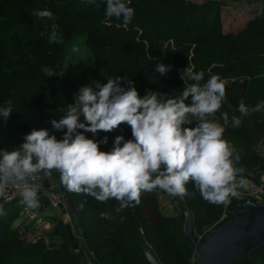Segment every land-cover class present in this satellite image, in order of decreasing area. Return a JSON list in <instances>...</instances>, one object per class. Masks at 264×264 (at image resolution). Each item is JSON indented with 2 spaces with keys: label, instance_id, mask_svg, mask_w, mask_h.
Segmentation results:
<instances>
[{
  "label": "trees",
  "instance_id": "16d2710c",
  "mask_svg": "<svg viewBox=\"0 0 264 264\" xmlns=\"http://www.w3.org/2000/svg\"><path fill=\"white\" fill-rule=\"evenodd\" d=\"M12 1L0 0V28L7 23L6 16L12 13ZM20 1L24 2L19 0V3ZM36 1L52 11L58 21L65 22L67 19L79 26L72 34L71 42L80 35H89L87 46L97 59L96 65L106 70L113 78L121 76L134 81L135 78L140 80L141 74H138L136 69L133 72L118 70L121 65H125L126 56L113 52L112 46H100L102 43H95L94 37L102 36L116 46L120 38L126 37L131 45L141 49H145V42L153 44L155 39L152 58L146 60L145 67L155 69L146 75L145 80L155 81L157 87L151 91L164 93L166 97L178 95L186 87L183 80L177 81L179 74L174 75V72L177 68L185 69L189 65L186 55L193 48L208 50L212 56L211 63L220 65L231 61L237 55L238 40L249 37L264 39V16L249 21L238 33L223 32L220 13L217 10L221 5L219 1L197 5L187 4L182 0H131L129 6L135 9V15L129 23L135 22L149 27V30L144 31L147 34L145 42L140 43L132 39L135 34L133 30L110 29L101 21L95 24L101 18L102 9H105L103 0H95V3L89 0ZM26 6L24 2V7ZM18 15L16 14V17ZM169 40H175V47L172 49L168 44L164 52L160 53L159 50L163 49V45ZM22 43L17 45L0 35V104L11 100L14 110L7 121L0 117V149L13 150L19 147L24 142V136L33 129L46 128L50 134H55L57 139H63L64 132L67 131L55 129L51 121L66 114V109L58 108L54 98L72 85L71 79L48 77L44 74V69L55 67L58 61H64L69 45L62 43L63 53L57 56L53 50H45L39 46L38 40L28 38ZM100 51L106 53L103 60L99 59ZM161 63L174 67L162 75L156 71ZM247 63L240 60L221 65L220 70L205 74L200 83H205L212 74H217L226 81L228 76L240 70L248 72L252 69V63ZM121 83L123 84V81ZM134 86L141 96L148 93L143 91L144 86L139 82H134ZM241 100L249 108L250 115L241 117L237 111ZM190 102L189 98L186 103ZM261 102H264V84L249 86L244 90L240 82L226 83V99L222 102L221 110L215 114V117L225 124V139L236 148L241 157L235 166L243 167L245 172L238 175L247 179L250 171L264 169V158L254 150L264 139V111H253ZM224 112L228 113L227 122L223 120ZM233 116L241 117L240 127H233ZM117 135L131 139V128L122 123L110 132L102 131L100 141H103L105 136L108 139L107 143H101V150H111ZM52 172V177L47 178H53L59 183L70 215L78 224L88 252L100 263L150 264L145 254V250H149L161 264H196L195 256L184 236V216L181 214L177 217H166L160 213L157 195L159 189L142 193L141 203L135 208L117 210L120 201L109 199L102 203L89 194L69 192L59 181V171L53 169ZM187 188L189 195L184 198L183 203L192 216L195 239L196 234L203 230L217 228L225 213L229 214L227 220H230V212L240 209L235 198L225 207L203 200L191 181ZM13 205L15 203L5 206L6 215L0 216V264H81L80 258L73 251L70 232L62 222L47 234L50 244L44 239L31 242L11 230L13 223L18 219L16 212L12 211ZM57 239L59 245H56ZM239 264H264V249L247 256Z\"/></svg>",
  "mask_w": 264,
  "mask_h": 264
},
{
  "label": "clouds",
  "instance_id": "9594fccd",
  "mask_svg": "<svg viewBox=\"0 0 264 264\" xmlns=\"http://www.w3.org/2000/svg\"><path fill=\"white\" fill-rule=\"evenodd\" d=\"M103 2L106 16L122 18L125 24L135 15V9L129 6L131 0ZM36 15L53 18L48 9ZM57 39L60 37L53 31L49 42ZM72 51L78 49L73 47ZM67 67L64 63L58 74L63 76ZM173 67L161 63L156 71L163 75ZM193 68L189 64L180 73L186 87L171 97L158 91L141 96L134 81L121 76H109L107 83H97L98 90L91 85L82 87L66 114L51 121L55 129H67L63 139H57L46 128L33 129L19 147L0 149V199L13 185L20 190L19 203L37 209L39 185L29 186L27 178H36L40 173L52 177L55 169L67 191L89 194L102 203L115 199L121 202L117 210L135 208L141 203L142 193L157 189L183 200L189 195L190 181L203 200L227 207L249 186L248 179L238 175L245 169L235 166L241 157L224 137L225 124L210 118L222 108L227 82L212 74L201 84L205 72ZM189 98L191 102L186 103ZM13 111L11 100L0 104V117L5 121ZM237 111L241 117L250 115L243 100ZM253 111H264V102ZM241 117H232L233 127L241 126ZM223 120L227 122V112ZM122 123L131 128L132 138L117 135L111 150H101L107 136L99 141L86 135L110 132ZM3 215L6 212L0 203Z\"/></svg>",
  "mask_w": 264,
  "mask_h": 264
},
{
  "label": "rangeland",
  "instance_id": "374dc122",
  "mask_svg": "<svg viewBox=\"0 0 264 264\" xmlns=\"http://www.w3.org/2000/svg\"><path fill=\"white\" fill-rule=\"evenodd\" d=\"M182 1L187 4L197 5L204 4L208 1H219L221 5L217 10L220 13L223 32L226 33H238L245 28L249 21L264 16V0H246L242 3H234L233 0ZM24 2L27 5L26 7H24ZM24 2L20 1L19 3V0L12 1L13 5H10L12 7V13L7 15L8 17L6 16L7 23L0 28V35L4 39L9 38L17 45L23 44L22 42H25L28 38L36 41L38 40L39 46L45 50H53V52L58 54L57 56L63 53L61 47L62 43H65V46L69 45L65 51L66 55L64 61H58L55 67H47L44 69V74L48 77L71 79L70 81L72 82V85L63 89L54 98L58 108L67 109L68 105L74 104L76 95L82 87L91 85L96 89L97 83L101 85L107 83V79L110 76L109 73L96 65L97 59L91 49L87 46L89 35H80V37L71 42L70 38L73 36L72 34L76 32V27L79 28L74 21L71 22L67 19H65V22L58 21L54 16L52 19H49L48 17H40L36 15V13L40 10L48 9L46 6L41 5L40 2H37L36 0H24ZM16 14H19L18 17H16ZM121 19L122 18L117 19L115 17L106 16L105 9H102L101 18L98 19L95 24L101 21V23L105 24L110 29H123L125 31L133 30L135 34L132 39H135L136 42L139 43L141 41L145 42L147 34L144 31L149 30L147 25H139L135 22L125 24ZM53 31L57 33L60 39L50 43L49 37ZM93 40L97 44L102 43L100 46H112L113 52L123 53L124 56H126L124 62L125 65H121L118 70L125 69L128 72H133L134 69L138 70V74H141V77L140 80L135 78L134 82H139L144 86L143 91L145 93L151 91V89L154 90V88L157 87L155 81L145 80L146 75L155 69L154 67L145 68L147 65L146 60L152 58L154 51L153 47L156 44L155 39L153 44L145 42V49L131 45L126 37L120 38V41L117 44L118 46L109 42V40L102 36L94 37ZM174 42L175 40H169L163 45V49H160L159 52H164L165 47L168 44L173 49L175 47ZM73 47H76L78 51L73 52ZM101 49H103V47ZM99 54V59L103 60L106 53L100 51ZM210 54L211 53L208 50H194L193 48L186 55V58L189 64L194 66V71L203 70L205 74L214 73L220 70L221 65L243 60L248 62L247 64L249 65L252 63V69L248 72L240 70L239 72L228 76L226 82H240L243 84L244 90H247L249 86L257 87L258 85L264 84V39L259 40L254 37H249L245 40H238L236 47L237 55H235L231 61L220 65L211 63L212 56ZM6 55L11 54L6 53ZM15 55L16 54H14V56ZM64 63H67L68 67L64 71L63 76H61L58 73L63 68ZM183 70L184 68H177L175 70L174 75L179 74L177 81L183 80L180 75ZM66 75H68L69 78ZM183 83H185L184 80ZM210 118L219 120L215 116ZM86 134L88 137L95 138L99 141L102 138V131L96 134L90 132ZM254 150L264 158V139L254 148ZM263 176L264 169H255L247 174L249 183H257L256 181H259ZM45 183L47 185L44 187L45 191L37 195L39 200V207L37 209H28L20 204L19 201L22 200V198L18 199L15 205H13L12 211L16 212L18 219L13 223L11 230H15L19 236L31 242H37L40 239H44L47 244H50L51 242L49 241L47 234L52 232L58 223L62 222L70 232V241L73 244V251L76 252L80 258L81 264H102L93 254L88 252L78 224L70 215L66 198L59 183L55 179H48L47 177ZM246 190L247 189L242 190L240 196H242ZM46 193L48 195H46ZM157 195L159 211L163 216L177 217L182 214L184 199L181 200L179 197H172L162 190H160ZM57 201L60 202L59 205H57L59 207H55ZM0 203L3 204L4 208L9 205L5 204L3 199H0ZM228 217L229 214L225 213L222 216L220 223L226 221ZM211 231L212 229H205L201 233L196 234V237L201 241L208 235V233H211ZM56 245H59L58 239Z\"/></svg>",
  "mask_w": 264,
  "mask_h": 264
},
{
  "label": "water",
  "instance_id": "95a60500",
  "mask_svg": "<svg viewBox=\"0 0 264 264\" xmlns=\"http://www.w3.org/2000/svg\"><path fill=\"white\" fill-rule=\"evenodd\" d=\"M235 200L240 209L230 212L231 219L212 230L203 241L195 239L192 216L182 205L184 236L196 264H239L247 256L264 249V203L257 205L247 197ZM145 254L150 264H161L149 250H145Z\"/></svg>",
  "mask_w": 264,
  "mask_h": 264
},
{
  "label": "built area",
  "instance_id": "2783aa9c",
  "mask_svg": "<svg viewBox=\"0 0 264 264\" xmlns=\"http://www.w3.org/2000/svg\"><path fill=\"white\" fill-rule=\"evenodd\" d=\"M29 186H36L39 185L37 190V195L41 192L45 191L44 187H46V177L42 174H39L36 178H27ZM257 183H249L247 190L239 197H247L253 200L257 205H261L264 203V176L259 180L256 181ZM46 195H48L46 193ZM22 198L20 195V190L17 189L15 186L10 185L7 195L3 198L5 204H14L18 199ZM60 202H56L55 207H59Z\"/></svg>",
  "mask_w": 264,
  "mask_h": 264
}]
</instances>
